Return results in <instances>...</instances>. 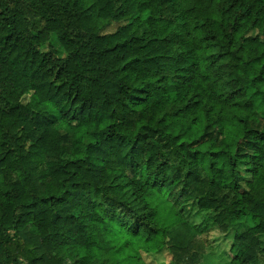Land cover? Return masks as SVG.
I'll return each instance as SVG.
<instances>
[{
    "label": "trees",
    "instance_id": "obj_1",
    "mask_svg": "<svg viewBox=\"0 0 264 264\" xmlns=\"http://www.w3.org/2000/svg\"><path fill=\"white\" fill-rule=\"evenodd\" d=\"M216 227L259 264L264 0H0V264H197Z\"/></svg>",
    "mask_w": 264,
    "mask_h": 264
},
{
    "label": "rangeland",
    "instance_id": "obj_2",
    "mask_svg": "<svg viewBox=\"0 0 264 264\" xmlns=\"http://www.w3.org/2000/svg\"><path fill=\"white\" fill-rule=\"evenodd\" d=\"M115 25L112 26L114 28ZM245 177H247L245 175ZM249 223V218L246 219ZM233 233L228 231L227 233L221 232L217 227L213 229L209 236L206 255H202L197 264H227L230 261L232 251H230L232 243ZM261 264L264 260V252H260ZM144 260L148 264H170L171 256L167 250H163L160 253L154 255L148 253H142Z\"/></svg>",
    "mask_w": 264,
    "mask_h": 264
}]
</instances>
